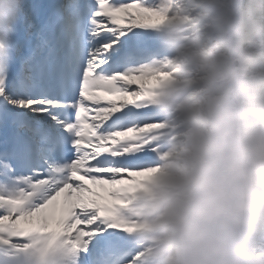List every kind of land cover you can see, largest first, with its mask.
Wrapping results in <instances>:
<instances>
[{"label":"snow or ice","instance_id":"obj_1","mask_svg":"<svg viewBox=\"0 0 264 264\" xmlns=\"http://www.w3.org/2000/svg\"><path fill=\"white\" fill-rule=\"evenodd\" d=\"M155 5L0 0V264L58 243L132 264L119 209L153 156Z\"/></svg>","mask_w":264,"mask_h":264},{"label":"clouds","instance_id":"obj_2","mask_svg":"<svg viewBox=\"0 0 264 264\" xmlns=\"http://www.w3.org/2000/svg\"><path fill=\"white\" fill-rule=\"evenodd\" d=\"M155 7L153 156L119 209L132 264H264V0ZM78 255L40 245L21 264Z\"/></svg>","mask_w":264,"mask_h":264},{"label":"bare ground","instance_id":"obj_3","mask_svg":"<svg viewBox=\"0 0 264 264\" xmlns=\"http://www.w3.org/2000/svg\"><path fill=\"white\" fill-rule=\"evenodd\" d=\"M133 87H135V86L133 85ZM98 190H99V189H98ZM101 194H102L104 197L107 198V192H106V191H102V190H101Z\"/></svg>","mask_w":264,"mask_h":264}]
</instances>
